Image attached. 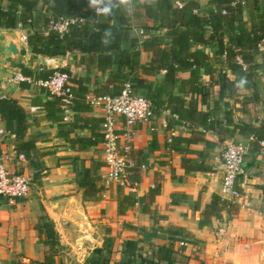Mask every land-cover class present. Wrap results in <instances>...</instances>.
I'll return each instance as SVG.
<instances>
[{"label": "crops", "instance_id": "obj_1", "mask_svg": "<svg viewBox=\"0 0 264 264\" xmlns=\"http://www.w3.org/2000/svg\"><path fill=\"white\" fill-rule=\"evenodd\" d=\"M156 1L127 0V3L117 1L121 11L125 10L122 14L126 19L129 37H136L138 40L140 61L143 63L150 60L152 51L150 48L145 49L141 45L142 41L153 35L162 36L166 31L165 27L155 26L158 23L146 13L147 6ZM198 2L199 10L205 11L209 8V0ZM249 11L245 8L243 13L247 27L251 25ZM49 13L47 4L40 0L34 10L32 24L25 28V32L31 30L46 32L48 29L46 18ZM140 29L145 33L143 38L138 34ZM16 31L20 34L19 30ZM126 45L127 42L122 41V46ZM203 49L209 52L213 47L204 46ZM28 50L31 51L29 46ZM81 56V52L66 53L58 66L67 67L75 78L89 77L90 81L87 84L91 91L105 81L108 73L102 74L95 68H88ZM18 62L32 68L52 66L44 62L43 55L31 53L27 60L4 63L3 75L10 76L17 72ZM213 71V79H218L221 68L215 66ZM223 71L233 78L231 70L223 68ZM139 74L158 85L163 79L164 71H156L154 75L141 72ZM180 76L188 78L190 73L184 71ZM199 78L208 84L209 75L205 70H200ZM257 83L259 100L256 102L249 101L251 90L245 88L218 100L220 85L214 84L207 89L204 102L201 101L200 95H197V108L204 112H212L216 105L219 112L212 116L221 119L224 110L230 109L233 122L236 124L259 122L264 117L262 65L257 72ZM73 85L75 86L74 82ZM136 90L147 96L145 88L136 87ZM172 94H179L177 87L172 89ZM9 95L16 98L28 111L29 127L25 138L34 140L42 155L31 162L23 163V170L35 171L28 195L16 200L0 197V264H31L43 261L47 247L40 241L35 223L42 214L47 213L51 218L56 216V212L44 204V199L57 200L83 192L76 184L75 163H84L88 166L92 160L101 164L97 168L96 183L102 190L95 198L85 197L83 193L82 204L90 227H84L88 231L83 237L77 261L85 263L90 256L95 255L94 250L102 246L105 238L111 236V263L123 257L127 239L136 240L139 253L146 258H151L159 247H172L174 264L179 262L200 264L202 261L205 264H215L219 260H224L225 264H235L237 254L243 264L257 263L259 248L263 247L264 243V145L259 141L255 146L254 141L250 139L251 134L236 130L233 136H225L228 139L220 141L221 136L217 131L203 132L201 127L197 130H202V133L193 131V127L179 118H174L168 108L155 107L152 120L138 125L133 138L131 157L135 163L136 174L131 175V179L137 181L138 185L135 190L128 191L115 184L103 185L101 175L105 169L101 143L79 149L68 141L76 136H88L91 132L89 128H75L67 137L61 134L64 127L72 123L77 114L98 119L100 127L102 111L99 107L92 106L88 111L64 110L61 114L67 119L61 121L54 119V115L47 117L49 112L43 107L47 99L46 91H40L34 84L27 89H20L17 83H12ZM180 95L188 104L191 95L183 93ZM164 97L167 98L168 95ZM226 100L228 104L224 103ZM33 107L39 108L33 110ZM58 114L60 113L57 112L56 115ZM0 126L4 127L1 120ZM172 131V140L169 142L168 138ZM180 137H192V140L178 141ZM230 139L240 140L249 145L242 170L237 177L241 196L234 203L239 209L232 215L225 209L220 217L213 216L209 223L203 224L200 221L201 213L211 200L212 194L229 199L221 192L223 169L220 154L225 142ZM13 145L11 137L0 135V150H11ZM177 147H181L182 150ZM183 158H188L190 164L196 166L195 169H186L183 166ZM154 184H159L160 192L150 199L148 191ZM127 194L131 196L129 201L132 199L134 201L129 205L122 201V211L119 213V200ZM247 202L249 206H241ZM176 228L179 231H175ZM57 229L63 236V240L61 238L63 244H67L70 250L75 249L58 225ZM61 261L63 260L57 257L54 264H62Z\"/></svg>", "mask_w": 264, "mask_h": 264}, {"label": "trees", "instance_id": "obj_2", "mask_svg": "<svg viewBox=\"0 0 264 264\" xmlns=\"http://www.w3.org/2000/svg\"><path fill=\"white\" fill-rule=\"evenodd\" d=\"M40 0H0V28L14 29L18 22H26L33 19L34 10ZM47 4L50 12L46 18L48 23L51 17L66 16L82 18L61 36L53 30L47 33L31 30L27 32V44L34 54L46 56L65 55L69 52H81V59L88 68H95L102 74L108 73L105 81L91 91L88 86L89 77L72 76L75 86L72 88L73 99L67 105L72 111H88L92 106L87 101V95L119 93L124 82H130L135 88L142 87L147 90V96L152 99L156 108H168L171 114L193 127V131H217L221 136L220 141L240 133H249L254 137V145L264 141V117L259 122L236 124L233 122L230 109L224 110L220 119L212 116L218 113L216 105L212 112L198 110L197 95L201 101H205L207 89L214 84L220 85L218 100L233 95L238 89H249L251 94L249 101L259 100V86L257 72L261 64L257 61L258 43L264 39V1L263 0H209V8L199 10L198 0H189L176 6L174 0H157L149 4L146 13L151 17L157 27H165L162 36H150L142 41V46L150 48L152 56L148 62L140 61V50L136 37H129L125 16L120 13L121 6L118 0H112V12L105 16L96 11L90 0H42ZM232 2H235L232 5ZM103 7V5H102ZM245 8H248L250 27L243 18ZM32 24V23H31ZM31 26V25H30ZM29 26V27H30ZM122 41L127 45L122 46ZM106 42V43H105ZM213 49L206 52L203 47ZM239 57V60L236 57ZM215 66L221 68L218 79H213ZM19 72L31 79L19 81L20 89H27L34 84L40 91H46L47 99L43 107L48 116L54 115L56 120H64V111L61 97L50 94L43 86L37 85L38 80H47L54 72L62 71L71 73L67 67L32 68L23 63H18ZM223 68L231 70L233 78H230ZM203 69L209 75V82L199 78ZM164 70V76L160 84L143 78L139 72L154 75L156 71ZM189 71L190 76L183 78L181 72ZM241 81H244L241 84ZM177 87L178 95L172 94V89ZM190 94L191 98L186 104V99L180 95ZM168 95L167 98L164 96ZM196 95V96H195ZM195 96V97H194ZM166 103V104H165ZM228 104V100L224 102ZM217 104V101H216ZM60 113L56 115V113ZM0 120L4 128L13 134V144L18 152L25 154L27 161H33L42 155L32 139H26L25 135L29 127L28 111L12 96H0ZM229 126H231L229 128ZM201 127L202 130H197ZM63 136L75 128H89L88 136H76L68 141L79 149L101 143L103 134L99 127V120L91 117H82L78 114L72 123L64 127ZM196 133V132H195ZM228 139V138H226ZM191 138H178V141L189 142ZM177 149L182 150L181 147ZM183 166L186 169H195L188 158H183ZM100 162L91 161L86 166L84 163H75L76 184L83 190L85 197L95 198L102 187L98 186L97 168ZM136 169H132V174ZM120 192V190H119ZM159 184H154L148 191L152 199L159 194ZM130 194L124 195L119 200L118 212L122 211V201L131 204ZM229 215L238 212V205L232 201L212 194L211 200L205 205L201 213V223L207 224L210 218L220 217L223 210ZM35 229L40 241L47 247L42 262L32 264H52L60 255L61 244L59 235L55 230L54 222L47 214L39 216L35 223ZM175 231H179L176 228ZM111 236L105 238L102 246L94 250L95 255L90 256L84 264H174L172 247L162 246L153 253L151 258L139 253L138 242L134 239L125 241L123 257L111 263L110 242ZM182 264V262L176 263ZM185 264V263H184Z\"/></svg>", "mask_w": 264, "mask_h": 264}, {"label": "built area", "instance_id": "obj_3", "mask_svg": "<svg viewBox=\"0 0 264 264\" xmlns=\"http://www.w3.org/2000/svg\"><path fill=\"white\" fill-rule=\"evenodd\" d=\"M242 1V0H236ZM243 2V1H242ZM176 6H182V2L175 1ZM235 2H232L234 5ZM97 11L102 4L94 5ZM33 19L26 22H18L15 30H19L20 40L27 44V33L25 28L29 27ZM82 18L66 16L51 17L48 21V30H53L61 36L69 27ZM47 31L45 33H47ZM138 34L143 38L145 33L142 29ZM258 62L264 67V39L258 43ZM237 60L240 59L237 56ZM164 71V70H163ZM17 82L31 79L22 75L19 70L13 74ZM37 85L43 86L50 94L61 97L65 112L73 99L72 75L68 72L56 71L47 80H38ZM87 101L91 106H97L102 111L100 123L103 134L102 154L105 172L101 175L104 186L115 184L128 191L135 190L138 183L131 179L132 169L135 163L131 157L133 138L137 132L138 125L150 122L155 115V105L151 98L139 93L130 82H124L119 93L115 95H87ZM39 107H33V110ZM170 113V111H169ZM171 114V113H170ZM177 118L176 114H171ZM67 119L66 116L63 117ZM0 135L13 138V134L0 126ZM173 131L168 141L172 140ZM251 140L254 137L250 136ZM264 145V141H260ZM249 150V145L237 140H227L221 150V161L223 176L221 182L222 194L229 197L233 203L241 196L237 185V177L242 170L244 158ZM27 161L24 153L18 152L14 145L11 150H0V197L9 200L24 198L31 189V182L34 179L35 171L23 170V163ZM249 206V203L241 204ZM183 244V242H181ZM184 264V263H183Z\"/></svg>", "mask_w": 264, "mask_h": 264}, {"label": "water", "instance_id": "obj_4", "mask_svg": "<svg viewBox=\"0 0 264 264\" xmlns=\"http://www.w3.org/2000/svg\"><path fill=\"white\" fill-rule=\"evenodd\" d=\"M179 1L183 3L189 0ZM31 53L32 52L28 50V44L20 40L19 33L16 30L0 28V96H10L9 92L12 88V83H17L18 85V82L13 79L12 74L10 76H8V74H6V76L3 75V64L13 60H27ZM43 57L44 62L52 65L51 67H55L56 65L58 66L60 64L63 55L53 57L43 55ZM82 201V191L78 192L77 194L70 195L66 198H59L57 200L44 199V204L50 210L56 212V216H53L52 218L47 213L46 214L54 222L55 230L59 235L61 247L66 246L67 244H63V241H61V238L63 240V236L57 229V225L58 228L63 230L64 236H66V238L70 240L71 246L75 248L77 252L81 251L83 237L88 231L87 228L90 227ZM85 226H87V228H84ZM69 249L71 248L69 247Z\"/></svg>", "mask_w": 264, "mask_h": 264}, {"label": "rangeland", "instance_id": "obj_5", "mask_svg": "<svg viewBox=\"0 0 264 264\" xmlns=\"http://www.w3.org/2000/svg\"><path fill=\"white\" fill-rule=\"evenodd\" d=\"M121 13L122 12H125V10L123 11H120ZM234 140V139H233ZM240 141V140H238ZM46 214V213H45ZM60 255L57 256L58 259L60 260H63L61 261L60 263L62 264H82L81 262L82 261H77V254L78 252H76L75 249H73L72 251L68 248V246H63L60 248ZM259 258L257 260V263L255 264H263V261H264V243H263V247L259 248ZM56 257V258H57ZM81 260V258H80ZM235 264H243L241 261H240V258H239V254H237L235 256ZM55 263V262H54ZM52 263V264H54ZM214 263V262H213ZM226 262L224 260H219L218 262H216L215 264H225ZM32 264V263H31ZM84 264V263H83ZM200 264H205L203 261L200 263Z\"/></svg>", "mask_w": 264, "mask_h": 264}, {"label": "clouds", "instance_id": "obj_6", "mask_svg": "<svg viewBox=\"0 0 264 264\" xmlns=\"http://www.w3.org/2000/svg\"><path fill=\"white\" fill-rule=\"evenodd\" d=\"M122 3H127V0H121ZM91 5H97L102 4L103 7L98 8L97 12L100 14H103L105 16H108L112 12V0H90ZM106 43V42H105ZM244 81H241V84H243Z\"/></svg>", "mask_w": 264, "mask_h": 264}]
</instances>
